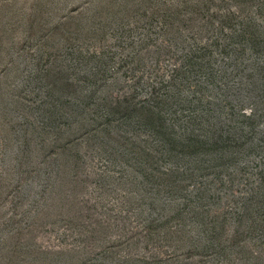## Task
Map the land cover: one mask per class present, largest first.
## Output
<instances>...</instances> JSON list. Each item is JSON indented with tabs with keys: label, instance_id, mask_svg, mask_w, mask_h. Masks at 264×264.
<instances>
[{
	"label": "rangeland",
	"instance_id": "374dc122",
	"mask_svg": "<svg viewBox=\"0 0 264 264\" xmlns=\"http://www.w3.org/2000/svg\"><path fill=\"white\" fill-rule=\"evenodd\" d=\"M0 264H264V0H0Z\"/></svg>",
	"mask_w": 264,
	"mask_h": 264
}]
</instances>
